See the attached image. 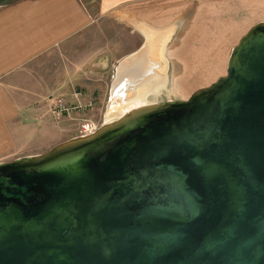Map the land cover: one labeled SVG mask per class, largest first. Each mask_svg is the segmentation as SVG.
<instances>
[{
    "label": "water",
    "instance_id": "1",
    "mask_svg": "<svg viewBox=\"0 0 264 264\" xmlns=\"http://www.w3.org/2000/svg\"><path fill=\"white\" fill-rule=\"evenodd\" d=\"M0 264H264V22L188 99L0 162Z\"/></svg>",
    "mask_w": 264,
    "mask_h": 264
},
{
    "label": "crops",
    "instance_id": "2",
    "mask_svg": "<svg viewBox=\"0 0 264 264\" xmlns=\"http://www.w3.org/2000/svg\"><path fill=\"white\" fill-rule=\"evenodd\" d=\"M145 1L99 0L96 13L90 12L85 0H21L0 7V162L44 153L80 134L81 109L56 120L51 98L72 97L75 106L79 104L74 96L79 91L73 84L88 85L84 74L110 64L111 49L117 47L107 41L116 26L131 27L145 37L139 23L145 28L149 22L138 18L150 9L163 11L155 5L133 11L127 8ZM122 33L121 41L127 39ZM74 55L76 69L69 63ZM79 93L85 106L84 94Z\"/></svg>",
    "mask_w": 264,
    "mask_h": 264
},
{
    "label": "rangeland",
    "instance_id": "3",
    "mask_svg": "<svg viewBox=\"0 0 264 264\" xmlns=\"http://www.w3.org/2000/svg\"><path fill=\"white\" fill-rule=\"evenodd\" d=\"M85 2L90 12L98 11L99 0ZM122 4L127 6L126 2ZM136 4L127 8L150 9L152 5L163 8V11L150 9L143 18L136 16L145 24L149 22L144 29L151 37L158 38L159 34L168 37L162 56V61H167L166 82L156 95L150 96L149 100L153 102L188 99L196 90L208 87L219 77L226 75L233 47L252 26L264 22V0H146ZM115 28L111 39L107 41L110 47H117L113 52L111 49L110 64L103 69L98 66V70L94 69L95 73L84 74L89 78L88 85L73 84L77 91L84 94L87 103L78 108L81 109L79 112L84 116L83 119L97 120L100 125L113 118L109 117L107 112L118 63L140 49L147 39L145 32L143 37L138 30L131 27L118 25ZM122 31L124 36L127 34V39L123 38V41L119 36L120 33L123 35ZM132 31L133 34L129 37ZM105 40H108V37ZM132 47L138 49L132 53H123ZM70 58V66L76 69V55ZM54 69L56 73V68ZM64 98L69 105H76L72 102V97ZM83 119L79 120L78 126Z\"/></svg>",
    "mask_w": 264,
    "mask_h": 264
},
{
    "label": "bare ground",
    "instance_id": "4",
    "mask_svg": "<svg viewBox=\"0 0 264 264\" xmlns=\"http://www.w3.org/2000/svg\"><path fill=\"white\" fill-rule=\"evenodd\" d=\"M139 25L147 34V43L143 45L141 49L130 54L133 56V59H131L130 62L128 61L123 68H119V77L116 78L115 82L118 81L120 84L124 76L135 77L138 73L143 77L139 84L125 93L123 90L119 89H116L114 92L112 91L107 113L109 117L113 118L109 119L107 122L122 117L135 107L153 102L149 100L150 96L156 95L166 82L167 75L165 70L167 61H162V56L165 53L164 47L168 42L166 40L168 37L166 38L165 34H159V39L157 37H151L144 29L142 23H139ZM130 55L127 59L131 57ZM115 82L114 85H116ZM114 85L113 87H115Z\"/></svg>",
    "mask_w": 264,
    "mask_h": 264
},
{
    "label": "built area",
    "instance_id": "5",
    "mask_svg": "<svg viewBox=\"0 0 264 264\" xmlns=\"http://www.w3.org/2000/svg\"><path fill=\"white\" fill-rule=\"evenodd\" d=\"M80 93L76 92L74 94L75 99L78 101V105H69L63 97H52L51 98V112L56 120L63 119L65 114H69L74 111V109L82 108L83 104L80 103ZM100 127V122L92 119H84L79 124L80 135H88L94 133Z\"/></svg>",
    "mask_w": 264,
    "mask_h": 264
}]
</instances>
